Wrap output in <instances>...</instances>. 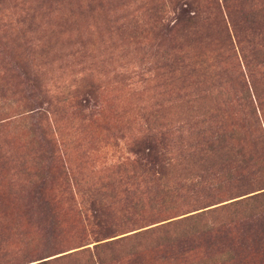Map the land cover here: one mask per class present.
Segmentation results:
<instances>
[{
    "label": "rangeland",
    "instance_id": "374dc122",
    "mask_svg": "<svg viewBox=\"0 0 264 264\" xmlns=\"http://www.w3.org/2000/svg\"><path fill=\"white\" fill-rule=\"evenodd\" d=\"M251 5L263 7L264 0H235L191 26V0H0V264H31L92 248L107 235L122 236L197 207L186 187L192 177L185 168L190 158L183 138L191 122L188 113L194 114L189 107L192 102L221 107L248 135L238 101L242 68L222 40L226 28L233 45V33L236 41L245 35L243 12ZM238 47L247 53L245 44ZM204 78V84L196 83ZM197 91L205 94L193 96ZM35 110L45 114L42 127L31 116ZM255 113L262 131L264 107ZM151 147L180 163L166 169L163 181L170 188L173 181L184 184L181 197L172 192L162 198L160 182L149 183L150 176L142 174L139 164ZM259 165L250 184L239 190H228L234 182L220 187L207 203L222 204L264 186V161ZM40 177L46 183L39 196ZM131 192L161 198L145 200L135 212L132 208L127 221L125 199ZM41 196L50 202L55 220L46 219ZM93 197L102 208L99 225L92 219ZM230 213L219 210L211 218L227 219ZM240 216L219 246L203 242L206 251L195 248L187 257L217 258L232 249L233 264H260L264 212L251 217L247 209ZM178 262L173 248L163 246L108 260Z\"/></svg>",
    "mask_w": 264,
    "mask_h": 264
},
{
    "label": "trees",
    "instance_id": "16d2710c",
    "mask_svg": "<svg viewBox=\"0 0 264 264\" xmlns=\"http://www.w3.org/2000/svg\"><path fill=\"white\" fill-rule=\"evenodd\" d=\"M233 2L235 0H191L194 6L187 21L191 26L203 23L214 11L219 12L230 4L232 5ZM243 19L247 26L245 35L239 41H236V33H233L232 36L235 38V45H233L231 34L227 33L226 28L222 41L224 43L228 41V50L232 51V56L236 59L238 55L240 67L242 68L238 75V77L240 76L238 101L240 100V104L245 109L244 118H247L248 121V127L246 128L248 135L247 133L244 135L240 131L244 127L241 124L239 126L238 119H233L225 114L221 107L202 105L201 102L191 103L189 110L194 114L188 113L189 122H191L187 128V135L185 137L182 133L179 135V138H186L188 142L185 151L188 153L190 162L185 163L187 165L185 168L189 170L192 177L189 176L188 181L190 182L186 187L188 193L191 191L194 194L190 202L197 207L184 212L183 216H173L171 217L173 219L165 218L157 221L158 224L153 222L145 225V228L142 227L140 230L122 236L107 235L101 242L95 243L92 248L89 246L74 248L75 250L62 254L43 256L31 264H63L67 261L72 264H108L109 259L122 260L131 255L139 256L148 249H160L162 246L169 249L173 248V257L179 260L177 264H233L236 262V255H234L236 251L232 249L223 251L224 254L217 258H215L217 255H206L207 253L194 258H188L187 256L195 248L203 247L206 251L208 247L204 246L203 242L210 247L219 246L222 238L230 232L232 225L243 218L244 215L240 216L243 211L250 210L251 217L257 212H264V202L261 201L264 199V186H258L250 191H242L243 193H236L237 195H232V200L222 204L212 206L216 203H207L215 190L220 187L234 182L235 186L228 188V190L233 188L239 190L243 188L246 182L249 181L248 184H250L252 176H256L257 172L261 170L259 160L260 163L264 161V115L261 117L260 124L262 131L257 126L255 115L257 107L259 109L262 106L264 107V6L251 5L249 9L243 12ZM207 35L210 36V33H207ZM240 42L245 44L246 54H244L242 48L239 49L238 44ZM204 82L205 78L202 81L198 80L196 83L204 84ZM202 90L205 93L209 91L208 88ZM205 93L197 91L192 95ZM219 93L226 95L227 91L223 92L221 90ZM193 101H198V99ZM31 116L36 119L35 124L38 127H42L43 122L46 121L45 114L40 110H35ZM229 120L231 121L228 122ZM247 139L251 143L248 144ZM49 142L52 146H55L53 139L50 138ZM254 147H258V149L255 150ZM163 151L159 152L162 154L159 155L157 151H154V148L148 149L146 153L147 160L139 164L142 168V174L150 176L147 180L149 183L160 182V185H162V198L170 196L172 192L173 197H181L180 194L184 184L179 185V183L173 181V188H170L168 183L163 181L166 169L175 160L174 158L172 160L171 155L167 157ZM132 152L139 154L144 151L134 149ZM176 165H180V163H173V169ZM135 179H138V177ZM38 181H40L38 182V195L40 196L42 194L40 188L46 183V179L40 177ZM147 192L149 191H144V193ZM161 197H159V194L145 197L143 192L128 194L125 199L128 204L127 208L124 209L125 218L127 221H131L132 208H134L132 211L135 212L134 210L142 208L139 206H144L145 200L153 202ZM41 199L43 204L47 205L46 219L49 216L55 220L50 202L44 196H41ZM96 199V197H93L91 202L92 219L99 225L97 217L102 208L95 201ZM205 201L206 203L203 205ZM223 209H228L231 212L229 218H211L214 213ZM253 210L255 211L252 213ZM52 226L53 221L51 220ZM101 227L104 229V226ZM105 230H108L107 227ZM260 244L264 245V241ZM263 245L258 249L260 264H264ZM166 252L168 253V250Z\"/></svg>",
    "mask_w": 264,
    "mask_h": 264
}]
</instances>
